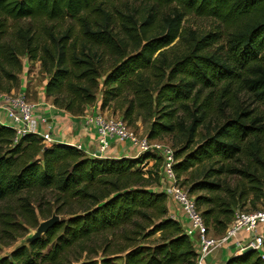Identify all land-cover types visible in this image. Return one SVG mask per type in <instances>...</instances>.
Listing matches in <instances>:
<instances>
[{
    "label": "trees",
    "instance_id": "obj_1",
    "mask_svg": "<svg viewBox=\"0 0 264 264\" xmlns=\"http://www.w3.org/2000/svg\"><path fill=\"white\" fill-rule=\"evenodd\" d=\"M143 2L149 4L144 11L127 0H0V93L18 88L20 57H27L49 76L44 93L55 108L81 115L99 94L100 110L119 113L128 126L139 119L150 122L149 140L180 133L182 146L174 151L177 179L204 163L242 156L247 163L240 170L207 167L204 180L196 178L187 189L206 225L221 235L241 204L264 200V125L249 111H235L212 134L206 127L203 138L194 140L235 89L248 92L264 108V0ZM171 6V16H158L160 8ZM188 15L218 23L225 34L224 55L206 52L217 42L215 33L183 32ZM105 56L112 63L101 72ZM178 113L188 115V125L177 120ZM149 159L152 154L88 156L71 145H44L37 134L17 136L0 124V202L17 198V216L34 228L36 213L21 193L52 191L81 206L28 247L13 249L0 264H65L75 244L116 229L122 230L123 247L109 253L108 244L99 260L75 264H194L193 241L168 217L166 195L153 191V175L142 169ZM255 169L261 170L259 177L252 174ZM236 173L243 186L207 181ZM197 190L209 196L195 197ZM224 264L264 261L251 251Z\"/></svg>",
    "mask_w": 264,
    "mask_h": 264
},
{
    "label": "rangeland",
    "instance_id": "obj_2",
    "mask_svg": "<svg viewBox=\"0 0 264 264\" xmlns=\"http://www.w3.org/2000/svg\"><path fill=\"white\" fill-rule=\"evenodd\" d=\"M145 0H127V4L131 7H136L137 9H141L144 11L146 8L149 7V4H146V2H143ZM174 7H164L160 8V10L157 11L158 16L161 15L164 16L166 14H171V9ZM142 13V12H141ZM28 23L27 21H23V23ZM183 32L193 31L197 34H206L208 32L215 33L217 35V42H215L213 45L209 46L206 49V52L209 54H218V55H224L225 51V43H224V32L221 30V28L218 26V23L215 22L212 19L208 18H201L194 15H188L184 18L182 22ZM220 49V50H219ZM112 58L110 56H105L104 58V64L102 65V68L100 69L101 72L106 71L110 68ZM20 62L22 64V70L21 73L18 75L19 85L18 88L12 92H14L13 95H23L30 103L31 100L37 96V94L41 91H44V86L46 82L48 81L49 76L46 75L39 62H30L27 57H20ZM101 83V80H100ZM101 86V85H100ZM101 89V87L99 88ZM101 91V90H100ZM99 91V92H100ZM45 94V93H44ZM46 97V96H45ZM48 98L51 102V98ZM99 94L96 96V100L99 99ZM220 111H217V118L211 117L205 124V126H200L197 131V137L195 138V143L200 141L204 134L206 127L210 129V134H212V129L214 126H217L222 123V120H224L225 117L232 114L233 112H241V111H249L252 113V116H258L262 119V124L264 125V108L254 102V99L248 92H242L235 89V94L232 97V99L229 102H225L221 107ZM102 111H106L107 114H102L107 117H115L120 118V114H112L111 109H105ZM177 120L183 121L185 125L189 124L188 121V115L183 116L181 113H178ZM139 137H146L147 133L150 127V122H145L142 120H137L134 123V126H129ZM180 133H173L170 135H161L155 140H150L153 142H157L161 145L171 147L174 149V151L182 146V138ZM148 139V138H147ZM149 140V139H148ZM262 144H264V138L262 141ZM159 157L156 155H153L152 162L150 160H146L143 162L142 169L146 171L147 173L153 175L151 177L153 185L159 184V176H158V168H159ZM156 162V164H155ZM247 163L246 159L242 156H239L238 158L228 161L225 163H204L200 166H197L191 170V172H188L186 174L180 175V179H178L181 183L185 182V179H190L184 186L186 189H189L192 182L195 181L197 178V181L204 180L202 173L207 169V167H211L213 169H218L219 167H235L236 169L240 170L245 166ZM198 172L200 173V176L196 177ZM252 174L255 175V177H259L261 175L260 169L252 170ZM209 182H218V183H226L231 185L232 187H238L243 186L245 182L241 178V175L239 174H223L219 178L213 177L210 179H207ZM193 195L196 196H209V192L206 190H197L193 193ZM211 195V193H210ZM19 197L26 198L27 202L31 206V208L34 209L37 217V226L44 222L47 219L44 218H51L52 215H56L59 217L60 220H65L70 214L78 213L80 212V205L76 202V200L71 199H63L62 197L59 199V195L52 191H32L28 193H21ZM58 198V199H57ZM251 198H249V201ZM262 201V200H261ZM261 201L256 203L254 206L250 204L240 205V210L245 211L249 209H257L260 208ZM264 203V200L262 201ZM18 204L17 198H12L7 201L0 202V259L2 258H8L10 257V253L13 249L20 247V246H29L28 239L35 233L36 228L27 225L22 218L17 216L16 213V207ZM202 209L208 208V206H202ZM44 215L41 217V213ZM3 220H7L11 223V225L7 226L3 223ZM212 226V225H211ZM212 230V228H211ZM214 231V230H212ZM121 229H116L114 231H105L102 233H99L97 235H94L90 238H88L84 242H80L79 244H75L71 249L68 250L66 254V263L65 264H75L76 261H85V260H99L102 255V250L109 244L108 252L113 253L115 250L119 249L120 247H123L125 245V242L121 240ZM217 234L216 232H214ZM158 236L151 237L149 240L152 241L154 239H157ZM210 258H207V264H209ZM117 264H120L121 261L117 260Z\"/></svg>",
    "mask_w": 264,
    "mask_h": 264
},
{
    "label": "built area",
    "instance_id": "obj_3",
    "mask_svg": "<svg viewBox=\"0 0 264 264\" xmlns=\"http://www.w3.org/2000/svg\"><path fill=\"white\" fill-rule=\"evenodd\" d=\"M34 105L23 95H11L0 93V111H4L17 136L26 133H36V123L33 112ZM96 125L98 127L99 155L109 149L108 139L114 138L121 143H129L136 151V157L144 154L156 155L160 159L158 168L159 189L169 202L180 208L188 220L187 227L183 228L186 235L192 238L196 257L194 264H207V258L218 248L228 246L233 240L237 242V250L234 255L240 254L247 249L256 251L264 261V236L259 232L264 227V205L256 210L235 211L230 224L221 235H216L205 223L200 211L197 209L194 197L188 190L179 183L174 166L177 163L174 149L148 140L146 137H139L120 118L97 115ZM1 124V123H0ZM3 125V124H2ZM38 135V134H37ZM44 145L53 144L49 133L39 135ZM80 149V146L76 147ZM258 231V233H257ZM243 233L248 238L247 243L241 245L237 236Z\"/></svg>",
    "mask_w": 264,
    "mask_h": 264
},
{
    "label": "crops",
    "instance_id": "obj_4",
    "mask_svg": "<svg viewBox=\"0 0 264 264\" xmlns=\"http://www.w3.org/2000/svg\"><path fill=\"white\" fill-rule=\"evenodd\" d=\"M14 92H11L13 95ZM99 99H97L98 102ZM34 105L33 114L36 123V133L43 135L50 134L53 143L67 144L74 147L80 146V149L88 156L96 157L99 153L98 144V127L96 125L97 115L107 114L99 108V103L88 106L83 114L72 115L61 109L55 108L50 100L45 97L44 91H41L31 100ZM0 123L11 126V121L5 117L4 111H0ZM109 149L104 151L101 158H134L137 154L130 147L129 143H121L116 139H108ZM150 160V159H149ZM151 162L153 160H150ZM154 162V161H153ZM160 183L153 185L152 189L156 192H161L159 189ZM168 217L177 220L183 228L187 227L188 220L174 203L167 202ZM258 231L263 233L264 227H260ZM257 231V233H258ZM196 235L191 239L194 241ZM248 238L243 233L237 236V240H241V245L247 243ZM237 250V242L233 240L228 246H223L216 249L208 258L209 264H224L228 258L234 255Z\"/></svg>",
    "mask_w": 264,
    "mask_h": 264
},
{
    "label": "water",
    "instance_id": "obj_5",
    "mask_svg": "<svg viewBox=\"0 0 264 264\" xmlns=\"http://www.w3.org/2000/svg\"><path fill=\"white\" fill-rule=\"evenodd\" d=\"M100 155L97 154L96 157H99ZM60 222V219L56 215H52L51 218L45 220L44 222L40 223L36 230L35 233L28 239L29 242H33L37 239H39L41 236L46 234L49 229L53 228L56 224ZM253 251L252 249H247L244 251L245 252H251Z\"/></svg>",
    "mask_w": 264,
    "mask_h": 264
}]
</instances>
